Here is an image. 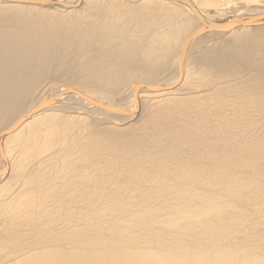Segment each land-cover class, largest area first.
<instances>
[{
    "label": "bare ground",
    "instance_id": "1",
    "mask_svg": "<svg viewBox=\"0 0 264 264\" xmlns=\"http://www.w3.org/2000/svg\"><path fill=\"white\" fill-rule=\"evenodd\" d=\"M48 2L0 0V264H264V20L195 37L264 0Z\"/></svg>",
    "mask_w": 264,
    "mask_h": 264
},
{
    "label": "water",
    "instance_id": "2",
    "mask_svg": "<svg viewBox=\"0 0 264 264\" xmlns=\"http://www.w3.org/2000/svg\"><path fill=\"white\" fill-rule=\"evenodd\" d=\"M24 3H28V4H36V5H40V6H50V5H59L65 8H72L75 7L77 5H73V4H65V3H61V2H48V0H23ZM264 20V14L260 15L259 17L255 18V20H247V21H239V20H227V21H222L219 23H207L205 21L202 22V24L204 25V28L197 31L195 34V37H199L209 31H229L239 25H250V24H254L257 21H261ZM148 89L152 90V91H161V89L159 88H153V87H149ZM110 112L114 113V114H119V115H126L128 114V112L124 111V110H120V109H110Z\"/></svg>",
    "mask_w": 264,
    "mask_h": 264
},
{
    "label": "rangeland",
    "instance_id": "3",
    "mask_svg": "<svg viewBox=\"0 0 264 264\" xmlns=\"http://www.w3.org/2000/svg\"><path fill=\"white\" fill-rule=\"evenodd\" d=\"M209 12H210L211 15H213V16H215V17H217V15H218V13H217L216 11L212 10V9L209 10ZM133 37H138V34H135V33H134V34H133ZM225 45H229L228 39L225 40ZM216 50H217V49H216ZM216 50L214 49L213 51H216ZM233 50H234L235 52H234ZM233 50L230 49L229 52H230V51H233V52H230L229 54L231 55V53H232V56H233V57H236V56L238 55V53H237L236 50H239V49L236 48V49H233ZM205 51H207V52H205ZM205 51H204V52L201 51V53L203 52L202 54L200 53V54L202 55L201 57L198 56L199 53H196V52H195L194 55H193V58H195L196 61H197V60L200 61V60H202V59H201L202 57L205 58V57H208V56L210 55V53H208V52H212V51H208V50H205ZM238 52H241V53H242V50L240 49V51H238ZM204 53H206V54H204ZM234 53H235V54H234ZM236 53H237V54H236ZM241 53H240V54H241ZM196 54H197L198 57L196 56ZM200 54H199V55H200ZM203 55H204V56H203ZM206 55H207V56H206ZM235 55H236V56H235ZM194 56H196V57H194ZM238 56H239V58H241V60L244 61L245 58L243 59V56H244L243 54H242V56H241V55H238ZM238 56H237V58H238ZM199 57H200V58H199ZM197 58H198V59H197ZM239 58H238V59L235 58V59L241 61ZM199 61H197V65H196V66H200V65H202L201 63H199ZM193 62L195 63L194 60H193ZM195 64H196V63H195ZM195 64H194V65H195ZM217 64H219V63H216V65H217ZM217 66L219 67V66H221V64H220V65H217ZM242 67L245 69L244 66H242ZM239 69L241 70V67H240ZM244 69H242V70H244ZM239 72H241V71H239ZM165 73H167V74H165ZM165 73H162L163 75L161 74V75L157 76V77L155 78V80H156V81H161V80H166L168 77H170V76H169V75H170L169 72H165ZM211 73H213V74H217V73H218V70H212ZM168 79H169V78H168Z\"/></svg>",
    "mask_w": 264,
    "mask_h": 264
}]
</instances>
